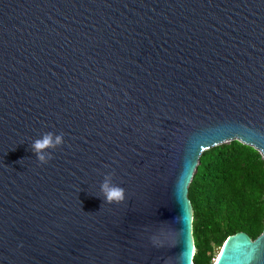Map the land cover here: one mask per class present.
<instances>
[{
    "label": "water",
    "instance_id": "obj_1",
    "mask_svg": "<svg viewBox=\"0 0 264 264\" xmlns=\"http://www.w3.org/2000/svg\"><path fill=\"white\" fill-rule=\"evenodd\" d=\"M232 141L264 159V0H0V264H194L189 187ZM214 264H264V229Z\"/></svg>",
    "mask_w": 264,
    "mask_h": 264
},
{
    "label": "trees",
    "instance_id": "obj_2",
    "mask_svg": "<svg viewBox=\"0 0 264 264\" xmlns=\"http://www.w3.org/2000/svg\"><path fill=\"white\" fill-rule=\"evenodd\" d=\"M194 264H214L216 249L238 233L252 240L264 229V159L232 141L205 151L189 187ZM218 256V255H217Z\"/></svg>",
    "mask_w": 264,
    "mask_h": 264
},
{
    "label": "clouds",
    "instance_id": "obj_3",
    "mask_svg": "<svg viewBox=\"0 0 264 264\" xmlns=\"http://www.w3.org/2000/svg\"><path fill=\"white\" fill-rule=\"evenodd\" d=\"M64 143L63 134L57 135L52 132L43 134L42 138L36 139L31 149L35 153L41 164H46L52 159V153L49 149H56ZM102 204L103 203H121L125 199V190L113 184L112 175H106L101 184Z\"/></svg>",
    "mask_w": 264,
    "mask_h": 264
},
{
    "label": "rangeland",
    "instance_id": "obj_4",
    "mask_svg": "<svg viewBox=\"0 0 264 264\" xmlns=\"http://www.w3.org/2000/svg\"><path fill=\"white\" fill-rule=\"evenodd\" d=\"M220 252H221V247L216 249V257H217V258H218V256L220 255ZM217 255H218V256H217ZM217 258H216V259H217Z\"/></svg>",
    "mask_w": 264,
    "mask_h": 264
},
{
    "label": "bare ground",
    "instance_id": "obj_5",
    "mask_svg": "<svg viewBox=\"0 0 264 264\" xmlns=\"http://www.w3.org/2000/svg\"><path fill=\"white\" fill-rule=\"evenodd\" d=\"M218 259V258H217Z\"/></svg>",
    "mask_w": 264,
    "mask_h": 264
}]
</instances>
